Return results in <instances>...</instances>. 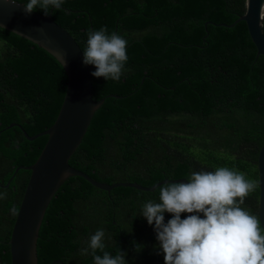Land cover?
<instances>
[{"label": "trees", "instance_id": "trees-1", "mask_svg": "<svg viewBox=\"0 0 264 264\" xmlns=\"http://www.w3.org/2000/svg\"><path fill=\"white\" fill-rule=\"evenodd\" d=\"M50 10L82 52L88 32L105 26L128 42L118 82L91 75L92 98L105 100L69 158L71 166L108 184L151 186L219 167L258 181L264 55H256L244 21L215 25L233 23L245 0H64ZM207 21L214 24L204 26ZM262 27L264 32V15ZM66 82L51 54L0 27V193H7L0 199V264H11L8 241L16 214L10 209L18 210L30 174L14 170L32 164L47 139L28 140L22 129L31 136L52 125ZM12 122L20 127L7 128ZM158 188L105 191L81 177L68 178L44 213L38 264H94L80 249L100 228L105 250L125 252L127 264H164L153 226L140 215L146 201L159 202ZM258 196L259 187L241 207L257 215ZM170 218L165 213V222Z\"/></svg>", "mask_w": 264, "mask_h": 264}, {"label": "clouds", "instance_id": "clouds-1", "mask_svg": "<svg viewBox=\"0 0 264 264\" xmlns=\"http://www.w3.org/2000/svg\"><path fill=\"white\" fill-rule=\"evenodd\" d=\"M11 3L22 5L26 15L37 9L48 15L50 9H60L64 0ZM127 43L106 26L91 30L82 62L94 66L93 77L118 82L128 61ZM259 186V181L227 167L194 171L186 182L160 185L159 202L146 201L140 215L153 226L164 264H264L261 220L241 207ZM6 198L7 193H0V199ZM16 211L15 206L10 209L13 215ZM165 213L171 214L167 222ZM181 213L190 215L182 219ZM105 235L103 228L97 229L80 254L91 255L94 264H127L125 252L113 255L105 250Z\"/></svg>", "mask_w": 264, "mask_h": 264}, {"label": "water", "instance_id": "water-1", "mask_svg": "<svg viewBox=\"0 0 264 264\" xmlns=\"http://www.w3.org/2000/svg\"><path fill=\"white\" fill-rule=\"evenodd\" d=\"M263 15L264 0H245L244 13L233 23L215 25L232 27L235 23L244 21L256 48V55H264ZM208 23L214 24L207 21L204 26ZM0 25L51 54L60 63L67 77L63 100L52 125L31 136L22 129L28 140L39 136H46L47 139L32 164L20 165L14 170V174L19 169L28 170L30 174L8 241L11 264H38L36 243L44 213L60 186L70 177H81L105 191L123 186L151 192L164 183L186 182L185 178H177L162 179L151 186L126 181L108 184L71 166L69 158L81 143L94 113L105 100V97L98 100L92 98L90 73L93 66L83 64L81 48L67 30L52 20L51 10L48 15L36 11L26 15L22 5L16 6L11 0H0ZM108 97L123 98L116 94H109ZM12 126L20 127L12 122L7 128ZM257 172L260 182L257 215L264 228V143L258 151Z\"/></svg>", "mask_w": 264, "mask_h": 264}, {"label": "flooded vegetation", "instance_id": "flooded-vegetation-1", "mask_svg": "<svg viewBox=\"0 0 264 264\" xmlns=\"http://www.w3.org/2000/svg\"><path fill=\"white\" fill-rule=\"evenodd\" d=\"M17 167H18V166H17ZM17 167H16V168H17ZM16 168H15V169H16Z\"/></svg>", "mask_w": 264, "mask_h": 264}]
</instances>
